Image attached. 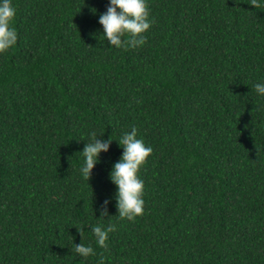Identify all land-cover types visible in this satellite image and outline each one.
Here are the masks:
<instances>
[{
    "label": "trees",
    "instance_id": "obj_1",
    "mask_svg": "<svg viewBox=\"0 0 264 264\" xmlns=\"http://www.w3.org/2000/svg\"><path fill=\"white\" fill-rule=\"evenodd\" d=\"M13 3L18 41L0 54V264H264V98L252 87L264 81V8L148 0L145 44L115 48L99 23L109 0ZM133 126L153 152L139 173L144 214L129 220L109 173ZM93 130L113 140L86 180ZM109 223L96 245L91 226ZM81 242L96 254L79 256Z\"/></svg>",
    "mask_w": 264,
    "mask_h": 264
},
{
    "label": "clouds",
    "instance_id": "obj_2",
    "mask_svg": "<svg viewBox=\"0 0 264 264\" xmlns=\"http://www.w3.org/2000/svg\"><path fill=\"white\" fill-rule=\"evenodd\" d=\"M255 8H264V0H251ZM17 9L13 0H0V54L6 53L18 41L17 29L13 26ZM99 23L103 26V36L108 40L110 47L137 48L143 46L147 40L145 33L150 29L153 20L150 17L148 0H109L107 10L100 14ZM256 94L264 98V81L256 82L253 86ZM103 133V132H102ZM102 133L91 131L89 139L82 153L84 159L79 169L81 176L88 180L94 166L100 162L101 152L109 150L112 137L101 139ZM123 151L109 173L111 181L117 186L115 193L117 214L119 218L134 220L143 215L145 208L144 191L145 182L139 175L141 167L147 162L153 152L152 146L138 137V129L133 126L130 131H125L117 140ZM109 199H105L99 208L100 218L110 217L108 212ZM82 237L85 228L76 226ZM115 228L109 223L95 224L91 231L95 238V244L101 247L107 246L109 233ZM75 252L88 258L96 254L91 243H74Z\"/></svg>",
    "mask_w": 264,
    "mask_h": 264
}]
</instances>
